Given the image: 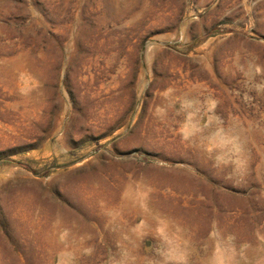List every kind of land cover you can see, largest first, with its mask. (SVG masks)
<instances>
[{
  "label": "rangeland",
  "instance_id": "rangeland-1",
  "mask_svg": "<svg viewBox=\"0 0 264 264\" xmlns=\"http://www.w3.org/2000/svg\"><path fill=\"white\" fill-rule=\"evenodd\" d=\"M0 264H264V0H0Z\"/></svg>",
  "mask_w": 264,
  "mask_h": 264
}]
</instances>
